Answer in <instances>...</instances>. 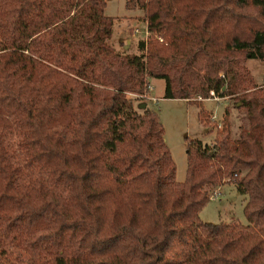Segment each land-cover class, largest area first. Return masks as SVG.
Returning a JSON list of instances; mask_svg holds the SVG:
<instances>
[{
    "label": "trees",
    "instance_id": "trees-1",
    "mask_svg": "<svg viewBox=\"0 0 264 264\" xmlns=\"http://www.w3.org/2000/svg\"><path fill=\"white\" fill-rule=\"evenodd\" d=\"M105 5L0 0V248L17 241L28 264H264V83L245 65L264 61V0H126L140 53L108 42ZM151 77L164 97L231 100L211 143L188 139L183 181L157 111L131 97ZM224 182L248 223L200 219Z\"/></svg>",
    "mask_w": 264,
    "mask_h": 264
},
{
    "label": "rangeland",
    "instance_id": "rangeland-1",
    "mask_svg": "<svg viewBox=\"0 0 264 264\" xmlns=\"http://www.w3.org/2000/svg\"><path fill=\"white\" fill-rule=\"evenodd\" d=\"M104 12L113 17L112 33L108 42L120 52H142L138 44L148 35L143 10L140 7L128 8L126 0H106ZM245 65L254 83L263 84L264 61L259 58H248ZM149 80L150 98H145L146 103L158 113L164 127L165 140L176 165V179L183 181L187 169L188 139H201L211 143L216 128L223 125L224 107L226 104L231 105V100L226 96H212V92L208 98L196 96L191 101L164 97V79L151 77ZM131 97L137 104L145 102L134 95ZM201 110L206 112L210 120L217 123L211 131L201 119ZM239 113L242 112L231 107L229 118L230 122L232 121L233 134L240 122L237 117ZM246 200L247 195L240 191L235 183L224 182L211 192L210 199L199 212L200 219L207 223L236 220L246 224L248 223L244 214ZM28 257L27 250L17 241L6 243L0 248V260L5 264H28Z\"/></svg>",
    "mask_w": 264,
    "mask_h": 264
},
{
    "label": "built area",
    "instance_id": "built-area-1",
    "mask_svg": "<svg viewBox=\"0 0 264 264\" xmlns=\"http://www.w3.org/2000/svg\"><path fill=\"white\" fill-rule=\"evenodd\" d=\"M149 88H150V83L147 84V92L144 95L145 97H148V98H150V96H149L150 94L148 95ZM213 118H214V116H213Z\"/></svg>",
    "mask_w": 264,
    "mask_h": 264
},
{
    "label": "water",
    "instance_id": "water-1",
    "mask_svg": "<svg viewBox=\"0 0 264 264\" xmlns=\"http://www.w3.org/2000/svg\"><path fill=\"white\" fill-rule=\"evenodd\" d=\"M146 105V102H142V103H140V106L141 107H144Z\"/></svg>",
    "mask_w": 264,
    "mask_h": 264
},
{
    "label": "crops",
    "instance_id": "crops-1",
    "mask_svg": "<svg viewBox=\"0 0 264 264\" xmlns=\"http://www.w3.org/2000/svg\"><path fill=\"white\" fill-rule=\"evenodd\" d=\"M149 83H150V80H149ZM149 91H150V89H149ZM149 91H148V92H149ZM185 100H187V99H185Z\"/></svg>",
    "mask_w": 264,
    "mask_h": 264
}]
</instances>
